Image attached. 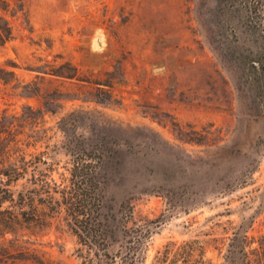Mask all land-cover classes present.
<instances>
[{
    "label": "rangeland",
    "instance_id": "rangeland-1",
    "mask_svg": "<svg viewBox=\"0 0 264 264\" xmlns=\"http://www.w3.org/2000/svg\"><path fill=\"white\" fill-rule=\"evenodd\" d=\"M24 4L0 46V109L34 117L25 131L51 187L76 157L99 168L98 257L264 264V0ZM98 89L112 98L98 101ZM35 205L28 252L0 264H90L66 212L46 195Z\"/></svg>",
    "mask_w": 264,
    "mask_h": 264
},
{
    "label": "trees",
    "instance_id": "trees-1",
    "mask_svg": "<svg viewBox=\"0 0 264 264\" xmlns=\"http://www.w3.org/2000/svg\"><path fill=\"white\" fill-rule=\"evenodd\" d=\"M220 2L226 7L230 3L234 5L236 0ZM19 12H25L24 0H16L15 5L11 0H0V46H5L16 38L10 17ZM240 63L247 64L248 61L242 59ZM252 65L257 68L258 63L253 61ZM62 66H66V63ZM72 69L74 71V68ZM61 73L68 78L76 77V70L73 73ZM0 79L8 81L3 76H0ZM22 87L26 93L33 95H38L40 91L36 84L28 83ZM256 87L262 90L264 85L257 81ZM111 98L110 91L98 89V101ZM52 101L54 102V99L46 100L45 104ZM27 108L32 113L43 111L34 110L31 106ZM33 118L31 115H20L8 107L0 109V255L10 253V250L18 253L28 252L23 251L28 242L25 238H30L29 233L34 231L41 219L35 205L36 198L46 195L58 205V213L66 212L68 226L88 249L84 256L86 260L88 259L90 264H106L102 257H98L102 249L101 241L108 239L104 217L101 214L102 181L97 179L99 168L86 162L84 158L76 157L69 169V175L62 177V186L55 183V187H51L37 175L35 153L30 151L31 135L25 128ZM94 249L96 252L91 256Z\"/></svg>",
    "mask_w": 264,
    "mask_h": 264
},
{
    "label": "bare ground",
    "instance_id": "bare-ground-1",
    "mask_svg": "<svg viewBox=\"0 0 264 264\" xmlns=\"http://www.w3.org/2000/svg\"><path fill=\"white\" fill-rule=\"evenodd\" d=\"M100 38V37H99ZM96 39V38H95ZM95 43V42H94Z\"/></svg>",
    "mask_w": 264,
    "mask_h": 264
}]
</instances>
